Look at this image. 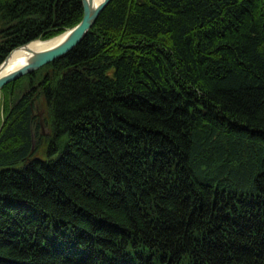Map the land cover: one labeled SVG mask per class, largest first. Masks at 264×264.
<instances>
[{"label": "trees", "instance_id": "obj_1", "mask_svg": "<svg viewBox=\"0 0 264 264\" xmlns=\"http://www.w3.org/2000/svg\"><path fill=\"white\" fill-rule=\"evenodd\" d=\"M82 11L0 0V62ZM0 94V264H264V0H109Z\"/></svg>", "mask_w": 264, "mask_h": 264}, {"label": "water", "instance_id": "obj_2", "mask_svg": "<svg viewBox=\"0 0 264 264\" xmlns=\"http://www.w3.org/2000/svg\"><path fill=\"white\" fill-rule=\"evenodd\" d=\"M108 2L109 0H100L98 2H95L94 0H81L83 9L82 17L74 25L67 27L63 31L51 37L44 39H30L12 47L0 62V89L6 82L17 78L22 74L33 71L42 64L49 62L72 49L84 37L96 20L99 12ZM59 35L60 38L53 44L40 48H33L29 46V42L33 40L46 41ZM18 48L26 51V54L22 58L23 63H20L9 70L2 71L8 62L9 55Z\"/></svg>", "mask_w": 264, "mask_h": 264}, {"label": "bare ground", "instance_id": "obj_3", "mask_svg": "<svg viewBox=\"0 0 264 264\" xmlns=\"http://www.w3.org/2000/svg\"><path fill=\"white\" fill-rule=\"evenodd\" d=\"M95 2H98L100 0H94ZM60 38L59 36L53 37L49 40L46 41H40V40H33L31 42H29V46L33 47V48H40L46 45H50L53 44L54 42H56L58 39ZM26 54V51L18 48L16 50H14L8 57V62L6 64V66L2 69V71H6L9 70L15 66H17L18 64H20V62L22 61L23 56Z\"/></svg>", "mask_w": 264, "mask_h": 264}, {"label": "flooded vegetation", "instance_id": "obj_4", "mask_svg": "<svg viewBox=\"0 0 264 264\" xmlns=\"http://www.w3.org/2000/svg\"><path fill=\"white\" fill-rule=\"evenodd\" d=\"M38 109V104L36 103V110ZM34 111V112H36L39 116H40V123H41V129H42V132L43 133H47L48 132V128L46 129V125H44V123H43V113H42V115H41V113H39V111Z\"/></svg>", "mask_w": 264, "mask_h": 264}, {"label": "rangeland", "instance_id": "obj_5", "mask_svg": "<svg viewBox=\"0 0 264 264\" xmlns=\"http://www.w3.org/2000/svg\"><path fill=\"white\" fill-rule=\"evenodd\" d=\"M39 101V100H38ZM43 102V101H42ZM1 94H0V116H1V114H2V107H1ZM36 111H39V113H41V115H42V113L44 114L45 112H44V103H38V109L36 110ZM46 127V126H45ZM46 129H47V127H46Z\"/></svg>", "mask_w": 264, "mask_h": 264}, {"label": "clouds", "instance_id": "obj_6", "mask_svg": "<svg viewBox=\"0 0 264 264\" xmlns=\"http://www.w3.org/2000/svg\"><path fill=\"white\" fill-rule=\"evenodd\" d=\"M21 62L23 63V61H21ZM21 62H20V63H21Z\"/></svg>", "mask_w": 264, "mask_h": 264}, {"label": "snow or ice", "instance_id": "obj_7", "mask_svg": "<svg viewBox=\"0 0 264 264\" xmlns=\"http://www.w3.org/2000/svg\"><path fill=\"white\" fill-rule=\"evenodd\" d=\"M22 63V62H21Z\"/></svg>", "mask_w": 264, "mask_h": 264}]
</instances>
